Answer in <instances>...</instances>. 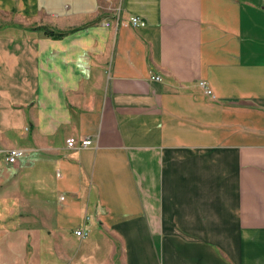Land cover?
Returning a JSON list of instances; mask_svg holds the SVG:
<instances>
[{
	"label": "crops",
	"instance_id": "1",
	"mask_svg": "<svg viewBox=\"0 0 264 264\" xmlns=\"http://www.w3.org/2000/svg\"><path fill=\"white\" fill-rule=\"evenodd\" d=\"M6 11L0 264H264V0Z\"/></svg>",
	"mask_w": 264,
	"mask_h": 264
},
{
	"label": "built area",
	"instance_id": "2",
	"mask_svg": "<svg viewBox=\"0 0 264 264\" xmlns=\"http://www.w3.org/2000/svg\"><path fill=\"white\" fill-rule=\"evenodd\" d=\"M131 22L133 24H138L141 23V19L138 16H132L131 17ZM154 79L157 80H161L162 77L160 75H154L152 76ZM200 84L205 88V92L208 95L214 96V93L212 91V89L210 87H208L207 82L205 80H201ZM94 143V139L91 137H84L80 140V142L78 141V139H76L75 137H70L67 139V145L69 147H88L91 146ZM23 154V151L19 148H10L7 150L5 159L8 163H15L19 157H21ZM61 199H64V196H61ZM76 234L84 239L87 238L89 236V230H87L86 228H77L76 229Z\"/></svg>",
	"mask_w": 264,
	"mask_h": 264
},
{
	"label": "rangeland",
	"instance_id": "3",
	"mask_svg": "<svg viewBox=\"0 0 264 264\" xmlns=\"http://www.w3.org/2000/svg\"><path fill=\"white\" fill-rule=\"evenodd\" d=\"M20 21H22L23 24L17 26L16 25V17L14 15H11L9 11L0 12V34H10V35H4V36L15 35L14 32H16V28H18V27L20 29L24 28V31H23L24 33L31 32L30 31V28L32 26L29 25L30 22H28L26 19H23V20H20ZM37 27H39V26L36 25L34 27V25H33V28L34 29H37ZM27 29H28V31H27ZM19 31L22 32L21 30H19ZM201 80H203V79H201ZM12 148H19V149H21L23 151L22 156H24L26 154V150L24 148H21V147H12ZM19 159H20V157H19ZM16 162H18V160ZM80 228H82V227H80ZM87 230H89V229H87Z\"/></svg>",
	"mask_w": 264,
	"mask_h": 264
},
{
	"label": "trees",
	"instance_id": "4",
	"mask_svg": "<svg viewBox=\"0 0 264 264\" xmlns=\"http://www.w3.org/2000/svg\"><path fill=\"white\" fill-rule=\"evenodd\" d=\"M37 29H41L44 31V34L51 36V37H55V38L62 37L65 34L62 31H58V30L51 28V27H48L46 25H40L39 27H37Z\"/></svg>",
	"mask_w": 264,
	"mask_h": 264
}]
</instances>
